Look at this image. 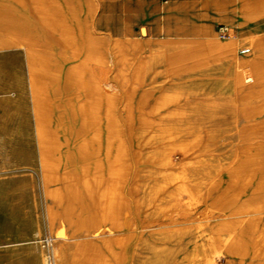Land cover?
Here are the masks:
<instances>
[{"label":"rangeland","instance_id":"rangeland-1","mask_svg":"<svg viewBox=\"0 0 264 264\" xmlns=\"http://www.w3.org/2000/svg\"><path fill=\"white\" fill-rule=\"evenodd\" d=\"M26 1L34 22L30 37L39 42L34 56L17 39L1 35L0 24V264H27L45 253L44 238L54 239L50 205L58 211L60 227L78 231L66 242L97 244L86 251L91 261H80V253L72 264H158L151 260L161 246L175 261L164 264H199L200 241L211 228L212 198L236 174L231 166L264 144L261 131L251 136L247 129L264 121V114L242 110L248 88H238L241 64L235 62L256 57L255 39H264V11H257L253 0H57L74 33L73 46L60 28L41 22L32 0ZM2 6L16 15L13 1ZM220 25L228 27L227 36H219ZM89 33L98 38L100 50L108 49L104 59L87 49ZM163 37L184 38L194 53L184 60L167 57L170 47H159ZM206 39H233L237 59L195 54L205 50ZM105 74L113 85L104 99L93 85ZM44 89L48 128L59 146L50 157L56 167L48 184L33 112L35 91ZM111 120L123 133L124 151L114 145L106 152ZM163 122L176 127L172 140L163 139L171 163L157 152L153 136ZM90 126L102 134L99 152H81ZM249 142L254 148L243 150ZM211 163L222 164V184L213 194L206 176ZM247 170L236 186L244 184ZM254 174L237 203L253 192L261 171ZM155 185L162 189L152 198L148 189ZM56 188V196H49ZM212 209L215 226L247 214ZM261 217L264 221V210ZM115 222L123 227H114ZM231 258L224 250L215 253L217 264H233ZM240 258L245 264L258 261L249 253Z\"/></svg>","mask_w":264,"mask_h":264},{"label":"bare ground","instance_id":"bare-ground-1","mask_svg":"<svg viewBox=\"0 0 264 264\" xmlns=\"http://www.w3.org/2000/svg\"><path fill=\"white\" fill-rule=\"evenodd\" d=\"M9 1H13L14 3H16V5H18L14 7L15 9H12V11L16 12L15 16L9 14V7L2 6L4 2ZM32 3L41 18V22L45 24H51L54 27L60 28L63 39L74 46L76 43L74 33L71 29V25L68 22L66 14L64 13V11L60 10V6L57 0H32ZM253 6L257 8V11L263 12L264 0H253ZM27 8L28 3L26 0H0V24L2 25V28H5V30L1 32V35H8L10 41H14L15 39H17L19 43H22L26 47L29 56L32 57L38 50L37 46L39 42L30 37L31 26L34 22L31 16L28 14ZM18 27H20L21 29H18ZM5 31H7V34H5ZM203 31L205 32V30ZM203 35H205V33ZM163 38L164 41L160 43L161 45L159 47H163L164 44L170 47L168 48L167 57L171 59H188L189 55L194 53V51H191V47L186 45V41H184V38ZM197 38L201 39L202 36ZM87 40V49L92 53H97L99 55V58L104 59L106 53H108V49H106V51L100 50L98 38L90 33L87 36ZM133 42L137 44L138 41L134 40ZM255 43L256 57L241 61L235 60L236 63L241 64V69L239 70L240 78L238 80V88L240 90L244 87L248 88L242 94V110L248 112L247 110L251 109L258 114H264V39L261 36L256 37ZM201 44L204 45V43ZM159 50L160 48L156 49V51ZM247 50L248 48H246L244 52H246ZM204 52H211L217 55L222 53L232 54L233 57L237 59V57L235 56L233 39H229L225 42H221L217 39H206L205 50L198 49L195 54H203ZM72 53L75 55L79 53L77 47H74ZM99 62L101 61H98V64H100ZM198 65L199 67L204 66L203 63H199ZM135 68L139 69L141 67L139 64H137ZM111 85H113V82H111L107 74H105L97 83L93 85V87L98 93H100L101 98L105 99L109 97L108 93L110 92ZM181 90L184 91L183 88H181ZM42 91H35V94L33 96V112L36 118L37 142L40 150L41 166L44 171V181L46 184H48L53 176L52 168L56 167V161H52L50 157H55V155H57L59 146L57 138L48 128L49 117L46 109L47 93L45 89ZM233 91L236 93L235 90ZM184 112V110H181L180 114H184ZM252 115L253 114L251 112L247 113L248 120H252ZM115 124L116 120H111L108 122L109 132L105 137L107 146L106 152L108 153L111 151L112 146L114 145L116 146L117 151H124L127 148V143H124L123 140V133L121 130L114 129ZM174 128L176 127L174 125H170V122H163L160 125V128H157L153 134V136L157 138V142L159 143L156 150L160 155H162L165 163H171L172 161L169 151L170 146H165L163 143V139H165L166 141L172 140V138H174ZM247 129L251 136L258 131H261L263 133L262 136L264 137V121L258 124L252 122ZM91 132L92 134L82 141L81 152L83 151L95 153L100 151L99 143L101 141L102 134L99 128H97L96 126H93L91 128ZM142 132L144 131L140 130V135L142 134ZM89 145L92 146V149ZM190 146L191 143H187V145H183V149L188 150L190 149ZM251 147L254 148V145L252 142H249L244 147H242V149L249 150ZM247 164L250 165V168L248 170L246 169L248 166ZM231 167L237 168L236 174L231 173L233 170H227V172L231 173V177L228 180V183L223 184V186L220 187L221 190L219 192V195L212 198L211 206L209 207V210L207 212L209 217L208 220H210L209 226L211 228L207 229V232L205 234V241H200L202 250L204 251V255L202 260L199 261V264H217L215 253H220L223 250L232 255L233 258H231V262L233 264L237 262H239L240 264H245L247 261L246 258L241 259L240 257H243L248 253L251 258L258 259L257 263L255 264H264V221L261 217V213H263L264 210V144L260 145L257 150L253 152L250 157H248V160L239 161L236 166ZM221 168L222 164L215 166L213 163H211L206 170V176L209 185V194H213L216 188H218V186L222 184V179L219 175V173L222 171ZM246 170L248 174L245 176L244 184L236 186V182L238 180V177L240 176V173ZM255 171H261V174L258 183L253 189V192L246 198H244L242 202L237 203L238 197L251 183L255 175ZM191 172L193 175H196L194 169L191 170ZM161 189V185H155L150 187L148 191H151L150 194L153 198ZM57 191L58 188L52 190L49 189L48 194L49 196L53 197L56 196ZM212 207H218V209L220 210L230 208L235 212H244L247 214L239 219L223 220L221 223L215 226L213 225L214 218H212V213L214 211ZM161 210H164V208L161 207ZM48 211L52 233H54L53 240H55V243H53V249L56 258V264H72V261H74L80 253V261H82L83 263H88L89 261H91L92 257L86 254V251H88L90 247L92 248L97 246V244L88 241L66 242L65 240H67L69 235H77L78 231L73 229L70 232V229L68 227H60L58 211L53 207V205L49 206ZM107 211V213H109V210ZM121 226L123 227V224L119 222H115L114 224V227ZM155 252L156 253L151 262L158 264L175 262L174 260L170 259L168 254H164L165 248H163V246L159 247V250H156ZM237 257H239V261L235 259ZM253 260L254 259H252V261ZM252 261L248 264H252ZM44 262L45 253L42 252L40 257H31L27 264H44Z\"/></svg>","mask_w":264,"mask_h":264},{"label":"built area","instance_id":"built-area-1","mask_svg":"<svg viewBox=\"0 0 264 264\" xmlns=\"http://www.w3.org/2000/svg\"><path fill=\"white\" fill-rule=\"evenodd\" d=\"M219 36L225 37L228 35V27L226 25H220ZM241 53H244V50H240ZM44 247H45V262L44 264H56V258L53 249V240L51 237L46 236L44 238Z\"/></svg>","mask_w":264,"mask_h":264},{"label":"crops","instance_id":"crops-1","mask_svg":"<svg viewBox=\"0 0 264 264\" xmlns=\"http://www.w3.org/2000/svg\"><path fill=\"white\" fill-rule=\"evenodd\" d=\"M205 28V27H204ZM102 169V168H101Z\"/></svg>","mask_w":264,"mask_h":264}]
</instances>
